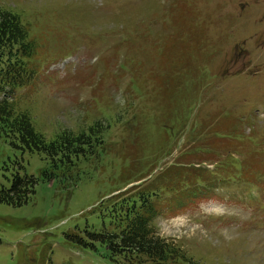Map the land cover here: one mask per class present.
<instances>
[{"label": "rangeland", "instance_id": "rangeland-1", "mask_svg": "<svg viewBox=\"0 0 264 264\" xmlns=\"http://www.w3.org/2000/svg\"><path fill=\"white\" fill-rule=\"evenodd\" d=\"M0 10L18 15L34 41L27 72L14 84L10 76L23 70L1 74L15 112L26 113L47 141L98 122L109 149L81 159L70 189L44 179L43 155L14 149L0 135V185L15 173L39 179L25 206L0 204V264H115L104 246L78 248L65 234L100 231L102 220L91 210L124 187L130 167L137 172L144 153L129 152L125 142L133 148L126 122L132 125L142 109L130 84L133 71L164 68L171 50L182 54L171 65L187 62L191 69L180 77L204 69L206 78L193 92L195 112L182 117L179 146L156 120L144 122L150 143L159 145L155 172L201 164L231 176V162H239L245 177L238 184L200 173L212 184L203 186L206 199L161 215L153 227L195 264H264V0H0ZM120 55L127 64L122 71ZM190 121L201 124L197 135L188 136ZM133 139L142 141L137 132ZM182 180L196 178L183 171L161 182L172 187Z\"/></svg>", "mask_w": 264, "mask_h": 264}, {"label": "trees", "instance_id": "trees-1", "mask_svg": "<svg viewBox=\"0 0 264 264\" xmlns=\"http://www.w3.org/2000/svg\"><path fill=\"white\" fill-rule=\"evenodd\" d=\"M33 43L30 30L24 27L19 16L10 11L0 10V66L3 64L6 67L4 70L8 72L14 67L19 70L26 68L25 60L35 56ZM189 55L190 53L186 52L184 57L188 58ZM181 56L182 54L176 55L171 50L166 53L165 60L168 64L164 68L157 65L147 71L143 67H137L136 71H133L130 84L132 83L135 99L142 104V109L133 117L135 122L132 121V125L131 122H126L133 148L128 149V143L125 142L129 152L142 150L144 157L139 165L133 167L137 172H133L130 167L128 181L123 188L132 183L140 184L102 199L91 210L102 220L100 231L86 229L84 237L77 230L65 234L68 242L78 248L94 250L96 244L104 246L108 258L115 264H195L181 249L158 236L153 222L161 215L183 211L205 199L203 190L194 189L204 181L200 179V173H204L193 167L184 166L186 164L176 163L166 174L155 172L156 166L160 165L159 145L150 143L149 130L144 124L150 119L156 120L160 128L166 131L168 136H172L176 144L185 136L186 125L182 117L195 112L196 98L193 92L201 84L202 79L206 78V72L204 69H196L191 71L192 75L187 73L180 77L191 70L187 62L180 68L170 64L174 59L180 63ZM126 65L124 61L123 66ZM128 67L131 68V64H128ZM26 72L27 70H23L22 73H17L18 76L11 75L12 83L19 79L20 74ZM195 73L198 74V78L193 76ZM200 74L203 76L199 77ZM190 84L194 85L193 89L189 88ZM143 111L144 120L140 116ZM201 128V124L190 121L188 136L197 135ZM134 132L142 138L140 144H136L137 140L133 139ZM182 133L183 136H179ZM0 135L14 149L43 155L47 162V167L41 171L44 179L49 182L57 181L63 187L78 180L80 175L78 164L81 159L95 155L100 149L103 153L109 152L103 145L105 141L98 122L92 124L86 132L62 131L54 139L47 141L34 130L29 116L23 112H15L13 103L7 100L0 101ZM128 157L121 154L120 158ZM231 163L234 169L231 176L238 180L244 178L243 166L239 162ZM183 171L190 172L192 178L196 180L191 184L186 180L179 183L176 181L177 185L172 187H165L162 184L164 179H171ZM215 177L224 178L225 175L216 168ZM38 181L39 179L26 174H13L8 186L0 185V204L15 208L25 206L35 195ZM181 191L183 195H179Z\"/></svg>", "mask_w": 264, "mask_h": 264}]
</instances>
